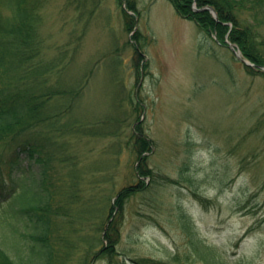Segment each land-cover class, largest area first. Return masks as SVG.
Listing matches in <instances>:
<instances>
[{
  "label": "rangeland",
  "instance_id": "374dc122",
  "mask_svg": "<svg viewBox=\"0 0 264 264\" xmlns=\"http://www.w3.org/2000/svg\"><path fill=\"white\" fill-rule=\"evenodd\" d=\"M127 1L41 0V57L56 61L49 81L78 89L64 122L99 133L68 137L80 161L83 212L72 223L60 216L57 229H83L86 242L79 231L66 237L88 248L103 237L99 207L106 229L117 217H109V202L140 178L135 130L150 141L152 175L141 176L149 188L124 205L119 255L129 264L177 255L180 264H205L194 245L201 243L222 264H264V69H246L227 34L221 42L199 30L168 0H129L133 10ZM256 1L263 10L264 0ZM257 30L264 37V24ZM56 100L50 105L59 106ZM111 125L114 135L102 136ZM22 163L24 174L7 167L1 174L21 181L38 176L36 165ZM52 199L56 204V192ZM68 201L63 196L60 204ZM73 253L66 264H80L83 256Z\"/></svg>",
  "mask_w": 264,
  "mask_h": 264
},
{
  "label": "trees",
  "instance_id": "16d2710c",
  "mask_svg": "<svg viewBox=\"0 0 264 264\" xmlns=\"http://www.w3.org/2000/svg\"><path fill=\"white\" fill-rule=\"evenodd\" d=\"M168 1L179 16L194 21L199 30L210 35L215 33L221 42L227 34L244 57L256 65H264V52L260 49L264 46V37L257 30L264 24V9L261 10L262 5L256 0ZM193 2L197 8L212 6L217 19L209 10H195ZM40 4L41 0H0V264H66L70 252L75 251L83 256L80 264H92L98 259H111L115 252L118 253L124 205L131 195L149 188L141 176L152 175L145 153L150 150V141L134 130L137 145L133 151L140 159L137 167L140 178L135 184L120 188L114 203L109 202V217L113 213H117V217L106 229L105 220H102L103 207H99L98 229L103 231V237L97 239L98 244L93 241L88 248L74 244L73 239L66 237L79 231L82 233L76 237L86 242L83 229H57L60 216L69 218L68 222L72 223L70 219L74 213L83 212L77 205L81 197L80 161L78 152L70 147L68 137L77 133L78 136H98L99 133L93 126L76 127L64 122L65 118L69 119V110L73 106L67 101L78 94V89H60L62 87L57 83L49 81L56 61H42L43 42L37 30L41 23ZM127 6L135 9L129 0ZM125 15L129 18L128 29H131L132 18ZM229 24H232L231 28ZM245 67L253 73L258 70ZM55 97L60 105L53 107L50 100ZM115 129L116 125L108 126L101 132L102 136L108 132L113 136ZM63 137L65 141L58 145L57 141ZM22 161L28 166L36 165V178L32 176L21 181L1 174L6 167L24 174L27 170ZM54 192L58 199L53 205ZM63 196L69 199L65 208L60 204ZM194 245L205 264H222L213 255L211 247L201 243ZM110 259L108 264H129L125 256L119 255V260L114 263ZM131 261L134 264H180L179 255L171 261L150 257Z\"/></svg>",
  "mask_w": 264,
  "mask_h": 264
},
{
  "label": "water",
  "instance_id": "95a60500",
  "mask_svg": "<svg viewBox=\"0 0 264 264\" xmlns=\"http://www.w3.org/2000/svg\"><path fill=\"white\" fill-rule=\"evenodd\" d=\"M194 9H197L195 6H194ZM200 10H209L212 15L214 16V18L217 19V15H216V12L214 10V8L210 5H205L201 8H199ZM231 48L234 50V52L236 53L237 57L240 58L246 65H250V66H255L256 68H261V69H264V65H256L252 62H250L249 60H247L246 58L242 57L240 51L233 45L231 46Z\"/></svg>",
  "mask_w": 264,
  "mask_h": 264
}]
</instances>
